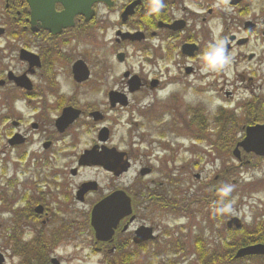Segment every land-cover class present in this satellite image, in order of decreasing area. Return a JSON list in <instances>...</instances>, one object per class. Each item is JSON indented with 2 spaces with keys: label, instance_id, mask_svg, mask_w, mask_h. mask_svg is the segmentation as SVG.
<instances>
[{
  "label": "flooded vegetation",
  "instance_id": "flooded-vegetation-1",
  "mask_svg": "<svg viewBox=\"0 0 264 264\" xmlns=\"http://www.w3.org/2000/svg\"><path fill=\"white\" fill-rule=\"evenodd\" d=\"M54 12L0 0V213L37 223L49 256L71 231L103 256L183 255L181 222L197 217L200 250L208 233L230 252L245 221L219 191L264 165V0H57ZM252 62L262 78L223 65ZM123 126L141 135L117 137ZM254 128L263 155L240 146ZM221 157L232 162L205 177ZM109 198L132 213L100 241L92 216Z\"/></svg>",
  "mask_w": 264,
  "mask_h": 264
},
{
  "label": "rangeland",
  "instance_id": "rangeland-1",
  "mask_svg": "<svg viewBox=\"0 0 264 264\" xmlns=\"http://www.w3.org/2000/svg\"><path fill=\"white\" fill-rule=\"evenodd\" d=\"M223 65L227 67L226 72L230 75L233 71H240L243 66L249 65L251 68H253V70H259V76L256 79L262 78L261 74H263L264 67L260 69L256 62H252L251 64L244 63V65L241 66L237 65L236 69L233 68V66H235L233 63L230 65L228 63H224ZM257 83L259 86L261 83L260 80H257ZM132 130L129 126L119 127L117 131V137L122 135V137L128 138L131 135H141L140 132ZM146 130L148 132L146 135L148 136H156L159 132V129L153 126L147 127ZM186 145L189 147L191 144L187 141ZM186 156L190 160V154H186ZM231 162V159L229 160L221 157L216 163L215 167L206 168L207 170L205 177H213L223 168V165H226V163L230 164ZM263 178L264 165L258 169L237 170V174L230 176L229 180L225 183V185L223 184V188L219 191L220 194L227 195L232 198V206L235 207V212L233 211L234 216L245 221V231L251 227L255 219L264 217V184L261 182ZM190 181V185H192L193 190H195L196 181L192 179H190ZM251 182H260L261 185L255 187L253 191H242V186ZM222 195L220 197L221 199ZM191 211L193 213H198V207L191 209ZM12 216V213H0V252L6 257L5 264H19V260L13 256L14 245L19 243L18 241L15 243V239L17 237H19L23 243H28L36 237L35 233L39 231V225L37 223L32 221H23L20 224H16L12 221ZM152 217L154 219L152 221L155 223L157 230L162 229L163 232H166L171 230V227L174 225L173 217L171 215H166L165 213L155 210V212L152 214ZM181 223H184V225L187 227V231L184 232L187 235V251H191L192 255L185 253L183 255H164V257H167V259L173 258V261L178 262V264H197V256L195 253H193L196 248L195 237L198 235L199 228L205 227V224H201L199 217L193 218V220L189 218L188 220L186 219ZM177 225L179 226V223ZM70 234L61 244L62 246L57 250L58 252L56 251L55 254L50 256V259L56 258L60 264H106L105 261L107 256L99 255L94 251L92 240L89 237L87 231H71ZM204 240L209 245L207 251L217 249L220 253L223 252L222 247L220 246L221 241L219 239L212 238L211 234L206 233ZM150 256L151 255H140V262H143V259L147 260V257ZM112 257L108 256L109 259L113 260ZM262 261L264 263V259ZM253 263L254 262L249 264Z\"/></svg>",
  "mask_w": 264,
  "mask_h": 264
},
{
  "label": "trees",
  "instance_id": "trees-1",
  "mask_svg": "<svg viewBox=\"0 0 264 264\" xmlns=\"http://www.w3.org/2000/svg\"><path fill=\"white\" fill-rule=\"evenodd\" d=\"M260 182L249 183L243 185L242 191H253L255 187L260 186ZM246 229V228H245ZM196 248L193 253L198 255L196 260L197 264H264V257H249L243 260H234L233 255L238 249L254 245L264 244V219L263 217L257 218L253 221V224L246 231H238L233 241L230 252H208L206 249L200 250L198 246V237L196 236ZM35 239V240H34ZM28 243L22 245L15 244L13 250V256L19 260V264H51L50 256L39 249V237H35ZM16 243V242H15ZM192 255L191 251H187ZM166 256V255H165ZM112 257V256H110ZM113 260L106 258V264H178L173 261V258L164 257V255H151L147 257V260L143 259L140 262V255H115ZM262 259V260H261Z\"/></svg>",
  "mask_w": 264,
  "mask_h": 264
},
{
  "label": "water",
  "instance_id": "water-1",
  "mask_svg": "<svg viewBox=\"0 0 264 264\" xmlns=\"http://www.w3.org/2000/svg\"><path fill=\"white\" fill-rule=\"evenodd\" d=\"M56 2L57 0H30V5L33 9V16H38L40 7V11L43 9L44 16L50 19H56L54 12ZM260 130V128L248 130V136L246 140L240 144V146L247 151L251 150L255 152L257 155H263V152L260 149L263 142L255 139L260 135ZM113 200H115V198H109L98 205L93 212L92 225L95 229L96 237L100 241L107 240L108 238L112 237L114 234L113 228L117 226L122 218H125L132 213L129 200L126 198L123 199L125 204L118 207H113L111 205ZM233 222H237V227L241 226L238 219L232 220V223ZM250 256H264V244H255L241 248L238 250L235 257L236 259H242ZM4 261L5 259L3 255L0 254V264H3ZM52 264H59V262L56 259H53Z\"/></svg>",
  "mask_w": 264,
  "mask_h": 264
},
{
  "label": "clouds",
  "instance_id": "clouds-1",
  "mask_svg": "<svg viewBox=\"0 0 264 264\" xmlns=\"http://www.w3.org/2000/svg\"><path fill=\"white\" fill-rule=\"evenodd\" d=\"M220 55L221 53L219 51L213 50L208 56L209 62H216L219 59Z\"/></svg>",
  "mask_w": 264,
  "mask_h": 264
}]
</instances>
